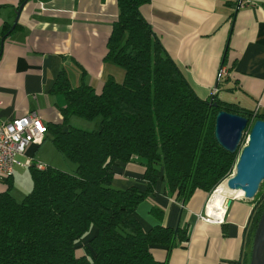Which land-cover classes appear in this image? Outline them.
I'll return each instance as SVG.
<instances>
[{
    "label": "trees",
    "instance_id": "obj_1",
    "mask_svg": "<svg viewBox=\"0 0 264 264\" xmlns=\"http://www.w3.org/2000/svg\"><path fill=\"white\" fill-rule=\"evenodd\" d=\"M26 1L19 0L18 9ZM146 2L117 0L105 59L123 66V80L110 76L97 91L84 79L83 67L76 86L64 67L58 73L52 90L61 91L66 104L60 107L61 121L47 123L45 138L77 166L68 171L32 163V187L20 199L12 193V175L2 179L0 264H171V249L187 239V227L159 223L145 229L139 203L160 178L165 192L187 200L197 188L211 191L232 171L239 150L231 152L217 140L219 110L264 118L238 102L200 96L142 13ZM11 26L6 24L3 34ZM73 115L100 116L99 125L76 126ZM131 160L144 167V189L113 184L114 164ZM253 201L243 256L227 264H249L264 208V180ZM92 227L96 231L77 255V241ZM153 244L167 246L164 259L154 256Z\"/></svg>",
    "mask_w": 264,
    "mask_h": 264
},
{
    "label": "crops",
    "instance_id": "obj_2",
    "mask_svg": "<svg viewBox=\"0 0 264 264\" xmlns=\"http://www.w3.org/2000/svg\"><path fill=\"white\" fill-rule=\"evenodd\" d=\"M18 3L0 0V123L33 109L46 123L61 121L66 100L52 86L63 67L73 86L82 80V67L84 79L97 91L110 76L123 80V66L105 59L117 0H28L17 11ZM141 11L200 96H217L264 113V0H149ZM16 22L19 26L13 29ZM6 24L12 26L3 34ZM221 64L229 74L218 80ZM47 138L19 155L40 157L38 148L45 147ZM41 156L52 160L44 150ZM17 166L12 174L15 196L32 186L29 170ZM114 172L116 187H146L144 167L137 160L117 161ZM5 188L0 179V191ZM163 188L160 178L154 192L139 203L138 213L145 229L159 223L187 227V239L171 249V264H227L242 258L253 198L231 197L225 221L213 223L199 218L207 190L197 188L181 200ZM226 197L215 193L213 206ZM95 231L92 227L77 241V255ZM151 251L164 259L167 246L153 244Z\"/></svg>",
    "mask_w": 264,
    "mask_h": 264
},
{
    "label": "water",
    "instance_id": "obj_3",
    "mask_svg": "<svg viewBox=\"0 0 264 264\" xmlns=\"http://www.w3.org/2000/svg\"><path fill=\"white\" fill-rule=\"evenodd\" d=\"M247 129L246 142L242 145ZM215 136L231 152L239 150L234 171L226 179L227 185L234 190L242 189L246 198H254L264 180V118L254 119L221 109L215 118ZM230 202L231 197L227 198V203ZM249 264H264V208L255 228Z\"/></svg>",
    "mask_w": 264,
    "mask_h": 264
},
{
    "label": "built area",
    "instance_id": "obj_4",
    "mask_svg": "<svg viewBox=\"0 0 264 264\" xmlns=\"http://www.w3.org/2000/svg\"><path fill=\"white\" fill-rule=\"evenodd\" d=\"M227 74H229L228 66L221 64L217 71L218 80ZM217 89L218 86L216 85L212 93L215 94ZM47 131V123L43 120L42 115L37 109L30 110L0 123V179L12 175L17 165L29 166L35 163L40 168L47 166V163L36 160L30 155H26L24 159L17 158L18 154H25L30 144L41 143L45 139ZM234 168L235 165L232 171L209 191L204 209L199 213V218L213 223H223L225 221L228 209L227 198L235 195H228L223 199L220 208H217L218 206H213V194L221 183L226 182L227 177L233 173ZM242 196L245 197L244 195ZM213 208L219 209L217 214L211 212Z\"/></svg>",
    "mask_w": 264,
    "mask_h": 264
},
{
    "label": "rangeland",
    "instance_id": "obj_5",
    "mask_svg": "<svg viewBox=\"0 0 264 264\" xmlns=\"http://www.w3.org/2000/svg\"><path fill=\"white\" fill-rule=\"evenodd\" d=\"M72 117L75 118V120L72 121V122H74L73 124L76 125V126L82 127V128L94 129V128H97L98 125H99L100 116L95 117V118H92V119H87V118L82 117L80 115H73ZM248 131L249 130L247 129L244 132L243 139H242V145L246 142V138H247V135H248ZM45 142H46V144H45V147L44 148H42V146L38 148V154L40 155V157L39 156H35L36 159L41 160L43 162L48 161L52 165L59 166V167L65 169V170H68V171H75L76 166H77V163L75 161H73V160L65 157L62 153H60L56 149L54 143L52 142V140L50 138H47L45 140ZM43 150L46 153V157H48V158H50L52 160H46L45 158H43L41 156V151H43ZM238 155H239V153H238ZM17 158L24 159L25 157H22V156H20L18 154L17 155ZM16 168H17V170L19 169L18 166H16ZM25 169L29 170V166H25ZM29 172H30V170H29ZM30 189L28 191H30ZM27 192H19V194H16L17 195L16 197L20 199Z\"/></svg>",
    "mask_w": 264,
    "mask_h": 264
},
{
    "label": "bare ground",
    "instance_id": "obj_6",
    "mask_svg": "<svg viewBox=\"0 0 264 264\" xmlns=\"http://www.w3.org/2000/svg\"><path fill=\"white\" fill-rule=\"evenodd\" d=\"M215 193H218V194H221V195H225V196H228V195H243V190L242 189H232L230 188L228 185H227V182H223L221 183V185L218 186L217 190ZM214 193V194H215ZM213 194V196H214ZM217 208H220V206H218ZM217 211L215 208L211 209V212H213L214 214H217Z\"/></svg>",
    "mask_w": 264,
    "mask_h": 264
}]
</instances>
